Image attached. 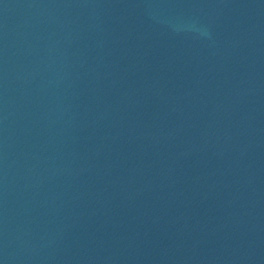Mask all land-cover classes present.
<instances>
[{
	"label": "water",
	"instance_id": "95a60500",
	"mask_svg": "<svg viewBox=\"0 0 264 264\" xmlns=\"http://www.w3.org/2000/svg\"><path fill=\"white\" fill-rule=\"evenodd\" d=\"M0 264H264V0H0Z\"/></svg>",
	"mask_w": 264,
	"mask_h": 264
}]
</instances>
